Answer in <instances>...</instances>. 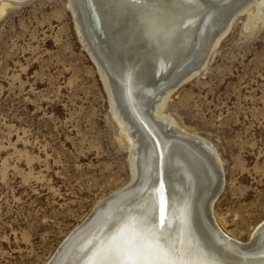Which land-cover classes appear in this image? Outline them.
Masks as SVG:
<instances>
[{
  "label": "rangeland",
  "instance_id": "obj_1",
  "mask_svg": "<svg viewBox=\"0 0 264 264\" xmlns=\"http://www.w3.org/2000/svg\"><path fill=\"white\" fill-rule=\"evenodd\" d=\"M9 3L0 14V264H46L130 181L129 150L68 0ZM244 8L163 113L219 157L215 217L246 242L264 219V0Z\"/></svg>",
  "mask_w": 264,
  "mask_h": 264
},
{
  "label": "bare ground",
  "instance_id": "obj_2",
  "mask_svg": "<svg viewBox=\"0 0 264 264\" xmlns=\"http://www.w3.org/2000/svg\"><path fill=\"white\" fill-rule=\"evenodd\" d=\"M249 1L251 0H239L227 17L230 18L236 12L244 10ZM9 2L10 0L0 1V14L4 12ZM68 3L80 39L85 43L88 49L86 52H89L98 68L109 102H112L113 116L128 144L131 177L122 188L97 202L90 215L65 237L46 264H51L55 254L60 252L66 243L75 240L82 227L89 223L100 209H103L104 202L111 201L113 196L125 193L127 190V192L137 191L130 193L131 197L108 216L100 229L97 231L90 229L84 236L78 237L75 251L64 264H95L100 251L107 247L118 233L130 232L134 235L141 230L152 228L164 233L174 242L177 250L175 258L183 261L184 264H264V261H258L260 256L264 259V219L256 225L246 242L227 234L218 224L213 208L223 186L218 192L216 191L213 175L210 178L209 189H202L200 184L196 183L187 160L162 142L157 133L159 132L162 137L169 136V140L174 139L188 146L191 145L188 142H191L195 147L203 148L212 156L216 168L223 170L220 159L212 147L204 139L179 126L173 117L165 115L163 108L171 94L205 66L222 35L230 28L232 17L230 19L226 17L211 31L213 25L218 22L215 19L218 17L217 12L213 11L216 6L203 0H99L100 9L103 11L102 18L93 0H90L99 21V24L93 27L84 19L81 0H68ZM254 3L259 4V0H254ZM111 31H114L115 35L122 32L125 38L122 45L115 46L117 51H124L122 64L114 66L112 70L115 82L123 91L114 84L108 74V67L101 53L103 51L101 38L104 36L108 41H113L110 37ZM208 32L211 33L210 36H208L210 33L207 35ZM202 47L205 48L200 53ZM104 50L107 53L105 48ZM146 63L151 67L148 68L149 70H153L161 77V81L174 74L176 78L154 94L153 87L145 85ZM122 93L132 111L143 121L154 138L143 126L140 130L129 119L126 108L121 102ZM149 97L151 103L149 102L148 110L153 115L151 124L145 119L147 114L141 112L142 108L145 110ZM141 133L145 134L146 138ZM146 144H148L147 151L154 150L157 157V163L154 164L153 161L155 170L148 181L132 184L138 176L134 169L135 157L144 152L143 145ZM192 149L197 152L194 147ZM210 169L208 166V171ZM206 203L211 209L209 218L219 226L226 237L240 245L239 248L234 244L238 249L236 253L244 259L229 257L203 242L197 227L196 229L194 227L195 210H198L197 206L200 205L202 213L201 207ZM162 215L163 222H161ZM209 218L206 217L205 221L210 225ZM132 224L134 225L131 228ZM161 243H165L163 239ZM248 257L257 259H247Z\"/></svg>",
  "mask_w": 264,
  "mask_h": 264
},
{
  "label": "water",
  "instance_id": "obj_3",
  "mask_svg": "<svg viewBox=\"0 0 264 264\" xmlns=\"http://www.w3.org/2000/svg\"><path fill=\"white\" fill-rule=\"evenodd\" d=\"M203 1H205L207 3H212L214 7L216 6L215 8H213V11L217 12L218 17L215 19L218 20V22L216 25H213L212 29H210L212 31L214 26H219V24H221V22L223 20H225V18L229 15L231 10L233 8H235V6L237 5L239 0H222L220 2H216L214 0H203ZM76 4H77V2H76ZM93 4L95 5V8H96L97 12L99 13V15L102 16V18H103V11H101V9H100L99 0H93ZM77 6H78V4H77ZM219 6H221V8H219ZM81 7H82V10L85 14L84 15L85 21L88 24L92 25L93 27L98 25L99 21H98L95 13L93 11L92 3H90V0H81ZM227 18H229V17H227ZM210 32H208L207 35ZM110 33H111L110 37L112 38L113 41H111V42L108 41L104 36H102V38H101L102 42H103V51L101 53H102L103 61L106 64V66L108 67L107 68L108 74L110 75V77H112L114 84L117 87L121 88V86L117 85L118 83L115 82L112 70L114 69V66L116 67V66H119L122 64L123 57H124L123 56L124 51L123 50L117 51V49H115V46L117 44L122 45V42L125 41L124 40L125 38H124V34L122 32L118 33L117 35H115L114 31H111ZM210 35H211V33L208 36H210ZM104 48L107 50V53L104 50ZM203 48H205V47H202L200 49V53H201ZM197 57L198 56H196V58ZM90 58H91V56H90ZM195 59H194V61H195ZM91 60L94 63V65L96 66V64L92 58H91ZM96 68H97V66H96ZM148 68H151V67H149L148 63H146V69L147 70H145V73H146L145 85L146 86H152L154 89V94H156V92H158L162 86L169 84L174 78H176V74H174L171 77L166 78L165 80L161 81V79H160L161 77L159 75H157V73H155L153 70H149ZM121 90H122V88H121ZM150 100H151V97H149L146 101L148 104H146L145 110H143L144 108H142V110H141L142 113L145 112V114H147V117L145 115L144 116L146 117L145 119L148 121V123H150V121H153V115L148 110ZM121 102H122L123 106L126 108L129 119L136 124L138 129L141 130L142 129L141 126H143L145 131H147L149 133V131H148L147 127L145 126V124L143 123V121L138 116H136L135 113L132 111V109H131L130 105L128 104L123 93L121 95ZM137 123H138V125H137ZM157 133H158L159 139L162 142L166 143L168 146L171 147V149L173 151L177 152L178 154H180L182 157H184L187 160V162L190 165V167L193 171V174L196 178V183L197 184L199 183L200 186L202 187V189H204V190H205V188L209 189L210 184H211L210 178H212L214 175V179H215L214 182H215L216 191L218 192L220 190V188L223 186V173L221 172L220 168H219L220 170L218 168H216L217 166H215V164H214L215 161H213L212 156L209 155L206 150H204L203 148H200L198 146L195 147V145L192 144L191 142H188L191 144L188 146V145H185L184 143H179L174 139L169 140L168 139L169 136L162 137L161 135H159V132H157ZM141 134L145 136V134H143V133H141ZM149 135H151V134L149 133ZM145 138H146V136H145ZM152 138H154V137L152 136ZM147 145L148 144H146L145 146L143 145L144 152L143 153L141 152L140 155L135 157L134 169L138 173V176H136V179L132 182V184H134L135 182L137 183L139 181L141 183L148 181V179L151 177L152 173L155 170L154 164L157 163V157L155 156L154 150H153V152L147 151V147H146ZM150 147H151V145L149 144V148ZM193 147L197 150V152H195L192 149ZM141 156H144V157L141 158ZM153 161H155L154 164H153ZM208 166H210V168H211L210 171H208ZM210 172L211 173L213 172V173L211 174ZM200 177H201V179H200ZM127 191H125V193H120V194L113 196V198L109 202H104L103 203V206H104L103 209H100L94 215L92 220L89 223H87L84 227H82V229L75 236V238H74L75 240L73 242H71L72 240L69 241L68 243H66L63 246V248L60 252H57L58 254L57 253L55 254L51 264H64L65 261L67 260V258H69L72 255V253L75 251V249L77 247V240H79L78 237L81 238L90 229H95L96 231L98 229H100L102 223L108 219V216L112 212L116 211L119 208V205H121L123 202L127 201V199H129L131 197L132 194H130V193H132L133 191L136 192L137 190H133V191L131 190L130 192H127ZM197 208H198V210L197 209L195 210V225H194V227H195V229L197 227V230L199 231L203 242L207 243V245H209V246L214 247L216 251H221V252L225 253L229 257L231 256L234 259H244L243 256H239L236 253V250L238 251V249L234 244H236L239 248H240V245L236 242H233L228 237H226L224 235V233L221 231V229L219 228V226H216L214 224V222H212V220L209 218V216H210L209 212L211 213V209H210V206L208 205V203H206L204 205V207H201V210H202V213L204 210L203 215L210 219V222H211L210 225L207 224V222L205 221L206 217L205 218L203 217V215L200 211V205H198ZM133 225L134 224H132L131 228L133 227ZM131 228L129 231H131ZM254 242H256V239L254 240ZM262 257L263 256L258 257V258H260V259H258V261L263 262L264 259ZM247 259H255L256 260L257 258H249L248 257Z\"/></svg>",
  "mask_w": 264,
  "mask_h": 264
},
{
  "label": "snow or ice",
  "instance_id": "obj_4",
  "mask_svg": "<svg viewBox=\"0 0 264 264\" xmlns=\"http://www.w3.org/2000/svg\"><path fill=\"white\" fill-rule=\"evenodd\" d=\"M176 251L174 242L155 228L134 235L121 232L100 251L95 264H184L175 258Z\"/></svg>",
  "mask_w": 264,
  "mask_h": 264
}]
</instances>
